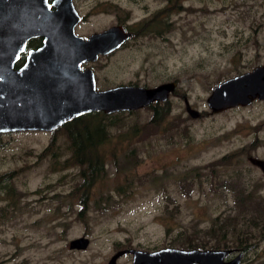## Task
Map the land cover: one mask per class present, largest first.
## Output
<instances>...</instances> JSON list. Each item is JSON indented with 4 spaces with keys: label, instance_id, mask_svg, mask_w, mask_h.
Instances as JSON below:
<instances>
[{
    "label": "rangeland",
    "instance_id": "374dc122",
    "mask_svg": "<svg viewBox=\"0 0 264 264\" xmlns=\"http://www.w3.org/2000/svg\"><path fill=\"white\" fill-rule=\"evenodd\" d=\"M110 1L141 12L166 0ZM177 2L165 38L132 40L92 64L96 89L174 80L159 129L128 137L150 110L114 114L96 171L73 163L60 130L53 144V131L0 133V177L9 175L0 181V264H106L125 247L220 248L239 264H264V175L249 161L264 160V100L218 113L205 103L215 84L264 63V0ZM224 155L232 161L214 163ZM81 236L86 246L70 249ZM114 263L132 264L131 254Z\"/></svg>",
    "mask_w": 264,
    "mask_h": 264
},
{
    "label": "water",
    "instance_id": "95a60500",
    "mask_svg": "<svg viewBox=\"0 0 264 264\" xmlns=\"http://www.w3.org/2000/svg\"><path fill=\"white\" fill-rule=\"evenodd\" d=\"M78 21L71 0H0V133L16 131L51 132L87 113L112 114L137 110L153 102L165 101L175 83L154 87L118 85L95 89L90 68L82 63L94 61L119 46L128 36L120 26L92 34L76 36ZM42 37L41 46L29 50L22 66L13 64L27 39ZM264 100V63L249 71L215 84L205 99L210 113ZM185 110L191 118L199 116L186 98ZM264 175V160L249 158ZM83 236L69 241L70 249H83ZM131 254L132 264H239L240 254L227 259L228 249L164 247L146 251L131 248L117 250L106 264Z\"/></svg>",
    "mask_w": 264,
    "mask_h": 264
},
{
    "label": "flooded vegetation",
    "instance_id": "af4514ba",
    "mask_svg": "<svg viewBox=\"0 0 264 264\" xmlns=\"http://www.w3.org/2000/svg\"><path fill=\"white\" fill-rule=\"evenodd\" d=\"M52 1L53 0H47L49 4H51ZM91 1L92 0H71L76 13L78 14V21L73 27V32L76 36H80L83 39H86L88 36L92 34L101 33L112 26H120L124 30L126 36H128L119 44L118 47H116L109 53L97 55L96 60H98L101 57H107L113 55L123 50L128 45L129 42H132V40L135 42L137 39L145 38L147 36L165 38V36L170 30L171 22L169 20V16H170V12L174 8L172 7L173 0H166L164 6L155 11H150L148 8L149 6L146 4L142 5L138 7V10H140L141 12H135L131 8L127 9L119 2H112L110 0H95L92 3ZM175 2H177V0H175ZM17 3L18 0H9V5H13V4L15 5ZM175 8H176L175 10H177L176 12H178V10H180L181 8L180 3L177 2ZM93 20H100V22H96V24L93 25L91 23ZM42 39L43 38L40 36V37H32L26 40L23 50L19 52L18 58L13 64L14 69H17L23 65L27 52L29 50L41 46ZM135 45L138 46L139 44H135ZM96 60L82 63L80 66L81 70L85 68H90L92 70L95 84H96V74L92 67V64ZM170 81L175 83L174 80H169L164 82H170ZM118 85H134V86L146 87L134 83L117 84L115 86ZM175 90H176V83L173 92H175ZM172 93H170L169 95H171ZM168 98L165 101H168ZM157 102H153L147 106H151ZM147 106H145V108ZM130 111H134V110H130ZM122 112H126V111H122ZM105 115H110V114H105ZM150 130L152 129L150 128Z\"/></svg>",
    "mask_w": 264,
    "mask_h": 264
},
{
    "label": "trees",
    "instance_id": "16d2710c",
    "mask_svg": "<svg viewBox=\"0 0 264 264\" xmlns=\"http://www.w3.org/2000/svg\"><path fill=\"white\" fill-rule=\"evenodd\" d=\"M146 108L150 110L148 120L144 124L139 126L133 125V127L128 129V137L130 135V137H132L136 134L142 133L143 128H151L152 130L159 129L160 124L165 120L167 114L169 113L168 101L157 102L151 106H147ZM114 114L103 115L101 112L87 113L66 122L56 129L60 130L68 141L72 150L74 164L87 165L93 171L101 168L105 158L104 153L100 150V146L105 140H107L106 129L114 123L112 120ZM54 140L55 136L53 131L50 143L53 144ZM231 157L232 155H224L217 159L214 163L220 165L230 163L232 161ZM8 177L9 175L0 177V181H5ZM89 193V185H87L80 192L79 202L81 204V211L86 204V198Z\"/></svg>",
    "mask_w": 264,
    "mask_h": 264
}]
</instances>
